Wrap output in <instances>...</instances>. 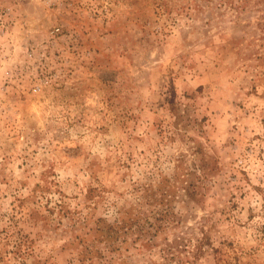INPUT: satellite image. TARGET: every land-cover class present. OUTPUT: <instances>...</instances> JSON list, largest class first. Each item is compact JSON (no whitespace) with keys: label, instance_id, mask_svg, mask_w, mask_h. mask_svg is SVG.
Masks as SVG:
<instances>
[{"label":"rangeland","instance_id":"rangeland-1","mask_svg":"<svg viewBox=\"0 0 264 264\" xmlns=\"http://www.w3.org/2000/svg\"><path fill=\"white\" fill-rule=\"evenodd\" d=\"M0 264H264V0H0Z\"/></svg>","mask_w":264,"mask_h":264}]
</instances>
